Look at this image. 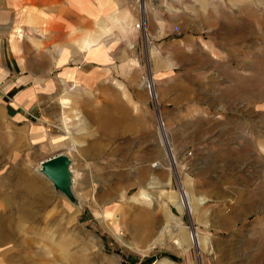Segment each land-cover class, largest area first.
Masks as SVG:
<instances>
[{
    "label": "rangeland",
    "instance_id": "rangeland-1",
    "mask_svg": "<svg viewBox=\"0 0 264 264\" xmlns=\"http://www.w3.org/2000/svg\"><path fill=\"white\" fill-rule=\"evenodd\" d=\"M193 2L185 32L197 38L139 52L127 79L115 81L128 108L107 112L114 121L90 111L101 96L65 87L49 97L62 109L49 112L33 145L20 129L0 130V201H12L0 206V241L16 233L0 247L1 264H58L64 252L91 263L101 256V264H264V0ZM147 73L156 105L144 89ZM160 118L174 158L160 140ZM61 154L76 175L65 193L41 173L44 157ZM41 190L46 200L38 202ZM184 195L192 201L180 207ZM27 199L34 206L21 208ZM141 223L154 233L149 243L136 239Z\"/></svg>",
    "mask_w": 264,
    "mask_h": 264
},
{
    "label": "crops",
    "instance_id": "crops-1",
    "mask_svg": "<svg viewBox=\"0 0 264 264\" xmlns=\"http://www.w3.org/2000/svg\"><path fill=\"white\" fill-rule=\"evenodd\" d=\"M193 1L57 0L51 8L49 0L38 1L37 5L34 0H0L1 132L14 127L20 129L26 143L33 145L46 127L49 112L62 109L61 102L52 103L49 97L63 96L67 87L79 97L101 96L102 106H90L91 112L107 113L124 105L128 108L121 98L124 84L118 87L115 81L127 79L133 59L147 46H152L154 51L170 46L185 47L186 42L189 44L197 38L185 32V19L194 13ZM139 24L141 28H137ZM200 27L199 23L194 26L197 30ZM177 28L183 33L176 32ZM19 30L23 34H17ZM73 109L80 110L81 106ZM35 112L41 116L38 124L32 120ZM102 118L114 121L109 113ZM17 140L11 136L10 146ZM53 157L46 156L41 162ZM43 196V191L37 194V201H45ZM8 200L1 199L0 206L12 207V201ZM16 204L14 201L15 207ZM34 204L32 199H27L20 207ZM7 235L11 241L16 233L9 231ZM8 240L0 241V247ZM91 257L82 256L81 252H64L58 264H101V256H96L94 263ZM8 261L18 264L14 259ZM111 262L119 264L117 258ZM19 263L35 264L32 258Z\"/></svg>",
    "mask_w": 264,
    "mask_h": 264
},
{
    "label": "water",
    "instance_id": "water-1",
    "mask_svg": "<svg viewBox=\"0 0 264 264\" xmlns=\"http://www.w3.org/2000/svg\"><path fill=\"white\" fill-rule=\"evenodd\" d=\"M70 167L69 159L61 154L41 162V173L50 179L56 190L70 192L73 184Z\"/></svg>",
    "mask_w": 264,
    "mask_h": 264
},
{
    "label": "built area",
    "instance_id": "built-area-1",
    "mask_svg": "<svg viewBox=\"0 0 264 264\" xmlns=\"http://www.w3.org/2000/svg\"><path fill=\"white\" fill-rule=\"evenodd\" d=\"M137 28H141V24L137 25ZM143 85H144V89L148 97L150 98V101L155 105L158 104L157 103L158 102L157 84H156L155 77L151 73H147L145 75V77L143 78ZM159 136H160L161 142L163 143L166 149L168 157L171 156L172 158H174L172 155L174 148L173 146H171L172 142L170 141V137L167 132L166 125L162 118H160V121H159ZM136 264H160V263L158 261H152L149 263L140 261Z\"/></svg>",
    "mask_w": 264,
    "mask_h": 264
},
{
    "label": "bare ground",
    "instance_id": "bare-ground-1",
    "mask_svg": "<svg viewBox=\"0 0 264 264\" xmlns=\"http://www.w3.org/2000/svg\"><path fill=\"white\" fill-rule=\"evenodd\" d=\"M70 170L71 171H69V174L72 178L73 183H75L76 182V175L72 171V169H70ZM191 201L192 200L190 199V197L188 195H186V196L184 195L183 198L181 199L180 203H179V206L180 207H186L187 205H189V203L191 204ZM136 229H137L136 239H138L139 241L141 240V241H144L146 243H149L154 236V233H153L149 224H146V223L145 224L144 223L138 224ZM117 230H118V228H117ZM191 237H192L193 241L196 240V234L194 232L191 234L190 239H191ZM160 263L161 264H167V263H165V261H161Z\"/></svg>",
    "mask_w": 264,
    "mask_h": 264
}]
</instances>
